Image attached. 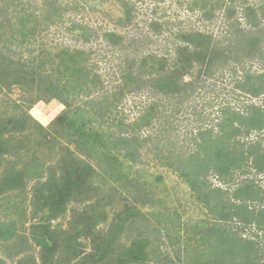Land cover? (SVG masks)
I'll return each instance as SVG.
<instances>
[{
	"label": "rangeland",
	"instance_id": "374dc122",
	"mask_svg": "<svg viewBox=\"0 0 264 264\" xmlns=\"http://www.w3.org/2000/svg\"><path fill=\"white\" fill-rule=\"evenodd\" d=\"M118 1L0 0V183L9 185L0 192V226L3 229L0 260L5 264H20L19 261H24L22 257L28 256L33 261L31 264H41L42 248L32 239L44 238L41 236L42 230L34 229L47 217V207H42L43 199L40 196L46 197V190L53 187V183L67 182L66 172L76 166L79 169L88 166L93 170L91 178L88 176L86 179L95 189L91 192L95 195L86 200L68 201L65 212L45 221L48 224L45 239L53 234L58 235L54 240L52 260L58 261L68 256L72 260H63L64 264H78L84 261V255L91 252L89 239L75 233L81 215L84 218L91 212H104L105 218L97 224L96 229L106 236L110 226L118 221V216L125 214V208L130 210V207L139 216L124 221L118 242L126 248L133 240H147V252L153 254L150 259H164L165 262L159 264L184 263L186 252L183 246L202 224L205 225L203 228L211 231L218 228L207 240L210 244L214 239L226 244L214 249L221 256V261L229 255L230 245L223 231L230 227H244L238 235L243 240L259 243L258 250L260 248L264 254V228L259 230L253 225L243 226L237 220L226 227L225 222H221L223 227H219V222L212 219L206 205L196 200L190 188L173 171L175 168L159 164L161 151H156L162 150V156L168 152L179 153L183 157L190 153L202 155L203 151L200 152L196 146L195 138L208 131L213 135L219 133L217 125L223 121V116H228L227 111L241 114L248 112V107L253 105L264 112V94L253 97L249 91L238 88L245 81V76L255 82L258 74L264 75V55H253V50L243 43L244 47L233 51L230 57L233 63L227 61L224 67L217 64L214 71L210 70L207 74V64L198 57L183 52L180 60L176 59V49L186 47L180 43L173 45L176 29H185L186 25L194 23L191 19L186 20L187 14L179 8L176 0H165L154 8L152 0H131L137 15L136 22H139L136 26L138 31L133 28L129 30V25L122 27L121 22H118L123 17V3ZM249 3L258 11L256 22L264 28V16L258 10L259 6H263L262 2L251 0ZM151 9H156L157 16L153 14L154 11L151 13ZM152 14L167 23L166 30L157 36L147 32L146 40L137 44V55H133V46L126 45L131 35L145 34V20L152 19ZM240 23L243 25V20ZM195 29L208 30L197 25ZM106 31L123 35L125 41L122 46H125V50L116 46L107 52L112 45L102 38V33ZM216 32L214 29L212 34ZM224 39L221 38V42L228 45L230 38ZM95 45L99 46L100 51L92 53ZM126 56L137 62L142 57L146 59L150 56L153 59L141 66L135 63L133 73L130 72L133 79L135 74L164 77L177 69L180 71L175 74L176 87L172 86V89L176 92L184 86L192 85L193 88L188 93H181L179 103L172 100L177 92L165 97L163 92L167 90L163 87L168 82L158 85L161 95H156L155 89L149 87L138 90L140 84L134 80L126 81V86L119 90V94L114 93L113 87L119 83V75L115 72L124 67L123 59ZM28 61L38 64L37 69H45L41 72V78L20 74L17 62L25 64ZM82 69L89 71L95 79L98 77L100 81H106L107 85L100 86L99 83L98 87L87 88L86 94L83 93L84 88L80 83L84 80L85 72ZM72 73H76L79 84H72ZM48 75L55 76L62 83H70L71 87L66 88L69 98H49L58 91L49 86L43 88L44 85L39 84V79L46 81ZM85 83L90 81L86 80ZM111 93L120 100L116 101ZM64 101L69 106L65 107ZM157 102L161 105L160 114L149 127H141L138 121L140 115ZM253 122L255 118L248 124ZM256 131L252 130L246 138L241 137L240 142L247 145L257 142L263 147L264 129ZM120 134L147 139V143L141 141L137 144L136 157L131 162L124 158L125 150L113 148V152L98 163V157L105 148L90 141L110 137L117 144ZM205 146L211 147L209 143ZM91 147L94 157L90 156ZM206 152L213 155L211 148ZM218 160L219 157L214 158L217 165L221 162L219 160L218 163ZM223 160L227 162V157H223ZM108 163L118 164L115 177L109 176L111 168L106 167ZM99 164L101 170L97 166ZM249 175L259 187L264 188V174L256 177L252 173ZM209 183L212 186L210 188H220L214 177L210 178ZM226 188L224 186L222 189ZM221 194L213 189L207 192V197L212 200V212L218 217L223 215L221 208L215 206L222 199ZM99 200L101 206L97 208L95 205ZM235 204L241 209L243 204L247 205L242 201H236ZM250 206L254 209H250L252 213L240 211L246 212L249 217L261 218V226L264 227V213L257 204ZM10 225L13 230H8ZM8 231H13L16 237H6L5 232ZM219 231L223 232L222 239L218 237ZM64 240L74 244L71 249L75 251L74 255L68 254ZM18 246L22 251L17 256L14 254ZM24 262L30 263L28 259Z\"/></svg>",
	"mask_w": 264,
	"mask_h": 264
},
{
	"label": "trees",
	"instance_id": "16d2710c",
	"mask_svg": "<svg viewBox=\"0 0 264 264\" xmlns=\"http://www.w3.org/2000/svg\"><path fill=\"white\" fill-rule=\"evenodd\" d=\"M152 1H154V5H152L153 8L160 2H166L165 0ZM250 1L251 0H176V4H178L179 8L187 14V17L185 16L187 18L186 20L188 21V19H191L194 21V23H192L190 26L186 25L185 29H181L182 27H178L180 29H176L177 31L174 35L173 45H176L175 43H180L181 45L186 46L184 48L179 47L176 49V59L180 60L184 54L183 52H187L185 55L198 57L201 59V61H204L205 64H207L205 71L208 74L210 70L214 71L217 64H219L221 67H224L227 61L228 63H233V58L231 59L230 57H232L233 51H238L240 47H244L243 43L248 44V47L253 50L252 52H254L253 55H257L259 57L264 55V28H261V26L258 25V22H256L259 18L258 11L250 6ZM118 2L123 3V17L122 20H119L118 22H121L120 24L122 27L129 25V30L133 28V30L138 31L136 26L139 25V22H136L137 15L133 5L131 4V0H119ZM260 2H262V5L264 6V0H260ZM263 6H259L258 10L264 16ZM152 11H154L153 14L157 16L156 9H151V13ZM153 14V17L150 16L152 19L145 20L148 27H145V34L143 33L141 36L140 34L131 35L132 37L129 41V44L126 45L131 47L133 46L132 49H134L135 52L133 55H137L136 49L139 47L137 44L141 43L143 39L146 40L147 32H151L157 36L166 30L167 23L161 19H156ZM240 20H243V25H241ZM195 25H197V27L202 26L206 29L208 28L209 31H197L195 29ZM180 26H182V22ZM241 26H243V28ZM214 29H216L218 33L216 32V34L213 35L212 33L214 32ZM198 30L201 29L198 28ZM94 33H91V36H94ZM139 33H141V31ZM102 38L108 45H112L107 52H110L116 46L124 48L125 50V46H122L125 41V37H123V35L120 36L112 31H106L102 33ZM221 38H230L228 45H223L221 42L222 40H220ZM253 41L254 43L252 44ZM95 46L96 48L92 50L93 52L91 51L92 53H94L96 50L98 52L100 51V49H98L99 46ZM102 49L106 50V48ZM147 58H149V60L146 61ZM147 58L144 59L142 57V60L140 59L138 62L132 58V60L129 59L127 56L125 59H123V63H125L124 67L115 72L119 75L117 76L119 83L113 87L114 93L116 92L119 94V90L126 86V81L134 80L135 82L137 81V84H140L141 88L138 90L149 87L152 90L155 89L154 92L156 95H161L162 93L159 91L158 85H162V82H168L167 85L163 87L164 90H167L166 92H163L165 97H171V95L177 92V96L172 98V100H176L177 103H179L181 100V93H188L193 88L192 85L184 86L183 89L177 90L176 92L172 89V86H175V74L180 70L176 69V72L172 74L167 73L168 76L165 75L164 77L161 75L152 77L151 75L141 76V74H135L136 77L134 75L133 79V74L130 72L133 73L135 63H138V66H141L142 63L145 64V62L149 63L153 61L150 56ZM247 58L248 56L245 57V60ZM68 62L70 61L68 60ZM36 66L39 65L32 61L25 62V64H20L17 62V67L21 71L20 74L28 76L36 75V77L41 78V72L45 71V69L43 70L38 67V70ZM79 67L83 68L82 66ZM6 68L8 70L9 65H7ZM70 69L74 70V68L71 67ZM35 70H37V73H35ZM82 70L85 72L84 80L82 83H80V86L84 88L83 93L86 94L87 88L89 89L98 87L99 83L100 86H102V84L104 86L107 85L106 81H100L98 77L95 79L96 77H93L89 71L86 69ZM71 75L73 76L74 81H72V84H79L77 78H75L76 73H72ZM257 76L258 77L255 78V82L253 79L245 76V81L240 83L238 88L249 91L253 97L263 95L264 75L261 73ZM144 77L146 78L144 79ZM55 78V76L48 75L46 81L42 82L41 79H39V84L40 86L41 84L44 85L42 86L43 88L49 86L58 91V93L52 94V96L49 98L52 97L57 99L62 96L69 98L66 88L71 87V85H69L70 83H62ZM138 78H143V80H139ZM164 79H168L170 81H166ZM86 80L87 82L89 80L90 83H85ZM111 96L116 101L120 100L116 97V95H113V93H111ZM63 103L65 107L69 106L67 101H64ZM147 108L148 110H146L144 114L142 113L138 120L140 126L143 128L149 127L152 123V120L157 118V116L160 114L159 110L161 109V105H159L157 102L153 103ZM248 108V112L241 114L227 111L228 116H223V121L217 125L219 128V133L213 135L211 131H208L206 133H200L195 138L194 142L197 144L196 146L200 149V152L203 151L202 155L200 153H190L186 157H183L184 155L182 156V154L168 152L166 155L162 156V150L159 149L156 151H161V155L158 157V159H160L159 164L168 168H175L173 171L177 173L184 183L190 188L191 192L193 193L192 195L196 198V200L206 205V209L211 213V217L213 216L212 219L219 222V227H223V225H220L221 222H225L224 227H226L227 224L237 220L238 224L240 225H253L259 230H262L264 227L261 226V218L249 217L247 213H252L251 210H254L250 204H257L261 212L264 213V188L259 187L255 183L254 179L249 178L250 173H252L255 177L264 174V141L262 147L261 144L257 142L248 145L241 143L240 139L241 137L246 138L252 130H257L256 132H260L264 129V112L259 107H255L253 105ZM252 118H255V122L248 124ZM117 138V144L114 142L115 139L111 140L110 137H102L98 139H92L90 141L101 148H105V150L102 151L101 156L98 157V161H100L98 163H101L104 159H106L110 155V152H113V148H115L117 151H121V149L125 150L126 154L124 155L125 157H123L128 162H131L133 161V158L136 157L135 150L138 148L136 147L137 144L141 143V141L143 143H147V139H139L138 137L129 136L127 134H120ZM208 143L211 145V147L207 148L205 145ZM117 145H120V147ZM209 148L212 149L213 155H209L206 152V150H209ZM91 149L92 147L89 149L90 156L94 157L93 151H91ZM117 156L118 154L115 157L116 159ZM215 157H219V160H221L220 163L218 160L219 165L214 162ZM223 157H227V162H224ZM97 166H99V169L101 170L100 164ZM77 167L78 166L74 167L73 169H69L66 172L65 175L67 177V182H62L60 184L53 183L52 185L54 186H50L46 190V197L40 196L43 199V201H41L42 207H47V217L44 218L41 225L36 224L35 227H33L34 229L36 228L42 230L41 236H44V238L38 239L33 237L32 239L42 248L41 264H64L63 260L64 262L67 259L68 261L72 260L69 259L68 256H65L61 260L59 259L58 261L52 260L56 243L54 240L58 235L53 234L52 237L45 239V236L47 235V231L45 230H48V224H46L45 221H49L51 218H56L65 212L68 201H79L82 199L86 200V198H89L93 195L91 192H93L95 189L92 188V185L89 184L86 179L88 176L91 178L93 170L88 166H84L83 169H79ZM106 167L111 168L109 176L113 175L115 177L118 164L114 165L112 163L110 165L108 163ZM211 177L216 178L220 188L209 187L211 186L209 183ZM81 182H83V184H81ZM10 183L12 184L13 181ZM8 186L9 185L6 183H0V192L4 191V188ZM224 186L227 188L223 190L222 188ZM211 189H213V191L218 190L220 193H222L220 196L222 199L215 205L219 206L221 211H223L222 217H218L214 212H212V200L207 197V192H209ZM231 190H233V192L229 193ZM226 195L228 196L226 197ZM217 196L218 194L214 195L215 198H217ZM100 201L101 200L97 202L95 207L98 208L101 206L99 203ZM236 201L246 202L248 206L243 204L244 206L241 209L235 204ZM223 207H226V209ZM240 210H245L247 213L241 212ZM138 216L139 214L136 213L135 209L131 207L130 210L129 208H125V214L118 216V221L110 226L111 228L108 229L106 236H104V234L100 233L96 229L97 224L102 222L105 218L104 212H91L84 218L83 215H81L78 219L79 223L75 229V233L83 234L87 239H89L92 249L89 254H86L82 257L84 258V261L78 264H159V262H165L162 258L159 260L150 259V256L153 254L151 251L150 254L147 252L149 244L145 239H139L137 241L133 240L126 248L118 242V240L121 238V231L124 228V226H122L124 221L129 218H136ZM219 216H221V213H219ZM204 226L205 225L203 224L198 226L196 233L191 236V239H188L189 243H191V246L186 240L185 245L183 246V250L186 252L185 260L184 263L181 264H264V254L261 253L260 248L258 250L257 246L259 243H255V241L251 240H243L241 236L238 235V232H240V230H244V227H230L228 230H225L224 228L223 232L227 236L230 246L228 249V257L221 261V256L215 253L216 250L214 249L216 246L219 247L220 245L226 244H220L216 241V239H214L212 244H210L207 240V237L210 234L213 235V232H215L218 228L212 229L211 231L209 229L203 228ZM162 227L166 229L165 226ZM127 228L128 227H126V230ZM2 230L3 229L0 226V238H2ZM8 230H13L12 225H10ZM223 232L219 231L218 237L220 239H222ZM5 236L16 237L13 231H8L7 233L5 232ZM205 238L206 241L204 242ZM227 238H225V240H227ZM72 244L73 243L68 241H66L65 244V248L68 250V254L70 256L74 255L75 252L71 250ZM15 250L16 253L14 255H17L22 251L21 247L19 248V246L18 248H15ZM22 258H24V261L28 259L30 262L29 264L33 263L31 257L26 256ZM24 261H19V263L25 264ZM0 264L5 263L0 260Z\"/></svg>",
	"mask_w": 264,
	"mask_h": 264
}]
</instances>
